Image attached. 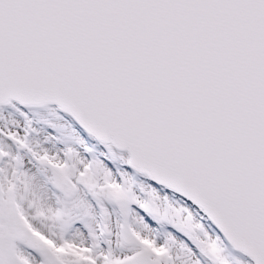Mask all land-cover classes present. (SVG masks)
<instances>
[{
    "label": "snow or ice",
    "instance_id": "6c2138e0",
    "mask_svg": "<svg viewBox=\"0 0 264 264\" xmlns=\"http://www.w3.org/2000/svg\"><path fill=\"white\" fill-rule=\"evenodd\" d=\"M0 264H264V0H0Z\"/></svg>",
    "mask_w": 264,
    "mask_h": 264
}]
</instances>
